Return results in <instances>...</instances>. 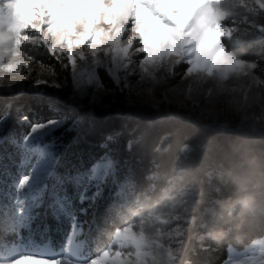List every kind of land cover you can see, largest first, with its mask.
I'll use <instances>...</instances> for the list:
<instances>
[{"label": "snow or ice", "instance_id": "6c2138e0", "mask_svg": "<svg viewBox=\"0 0 264 264\" xmlns=\"http://www.w3.org/2000/svg\"><path fill=\"white\" fill-rule=\"evenodd\" d=\"M257 46L264 48V0H0V96L24 87H63L32 76L33 65L57 75L54 65L37 58L43 52L72 74L85 109L72 115L51 105L53 114L35 122L23 106H16L13 120L11 100L0 109V137L10 122L27 125L19 144L12 132L5 137L22 148L21 167L31 166L14 182L32 202L20 208L16 223L26 226L31 208L47 193L50 223L65 217L71 229L57 250L47 242H12L8 233H19L11 224L0 231V264H214L212 256L221 249L225 256L215 264H264V239H256L243 259L228 258L234 241L247 245L250 237L264 236L256 199L264 186L243 171L245 165L255 168L253 146L264 141V54L247 55ZM82 64L90 68L87 81L77 75ZM126 77L140 86L135 99ZM170 91L181 92L183 115L161 111L171 102ZM118 93L127 94V110L113 113L115 99L103 98ZM97 109L123 122L105 134L104 147L129 122L133 131L142 128L126 147L135 154L147 146L148 167H122L106 153L86 172L70 170L49 186L50 145L38 141L65 125L66 132L75 131L86 118H93L94 129ZM109 184L113 195L106 198ZM101 202L106 207L98 213ZM217 207L229 217L246 214L245 228L233 234L231 223L217 224L224 215ZM90 209L93 215L82 219ZM97 217L105 223L119 218L126 226L102 229L104 247L89 245L81 255L73 236L88 224L89 237L96 239ZM210 225L224 228L222 243L210 242Z\"/></svg>", "mask_w": 264, "mask_h": 264}, {"label": "trees", "instance_id": "16d2710c", "mask_svg": "<svg viewBox=\"0 0 264 264\" xmlns=\"http://www.w3.org/2000/svg\"><path fill=\"white\" fill-rule=\"evenodd\" d=\"M262 54H264V48L257 46L253 48L247 55L248 58H257ZM37 58L43 61L45 64L54 65L58 78H63L64 75L68 82L67 73L64 71L60 72L57 65H55V62L47 55L41 52L38 54ZM48 69L53 71L52 68ZM103 78L106 80V82L108 81V79H105L106 77L103 76ZM59 83L63 84L64 82L61 80ZM67 91L68 86L64 88V94L62 96L59 95V92L53 90L51 95L40 94L39 96H36L30 93H22L19 95V97H15L11 100L13 103L11 117L14 120L15 116L17 115L15 110L16 106H23L24 111L34 122L52 115L53 113L49 112V107L51 105H55L60 112H68L72 115L80 114L85 109L69 103L67 98H65L69 96ZM113 99H115V102L111 104V110L113 113L127 110V107L124 103L125 97L120 93L116 94L115 97H106L103 99V101L104 103H110L113 101ZM8 101V99H0V109H2ZM145 111H151V109L145 108ZM91 119L93 118H86L84 122L78 126L79 128L76 129L75 132H65V129H59L47 135L45 138V142L57 141L61 144L60 146L53 148L57 156V164L54 169H52V179L49 186L55 182L57 177L63 176L70 170L73 172H86L96 162L100 161L106 153H109L111 158L115 162H118V164L122 167L132 166L137 171L144 170L148 167L151 157L149 155L147 146L139 147L135 154L128 152L126 147L128 140L132 139L134 136H138L142 131V128H136V130L133 131L135 124L129 122L128 127L123 129V134L118 137L115 142L108 144L107 147H104L105 134L115 130L118 131L122 128L123 122L115 115H113L111 118H106L105 113L99 109H97L96 116L94 118L96 122L94 129L90 128L89 126V120ZM26 131L27 125L16 126L14 123L10 122L5 130L4 136L0 141V189L2 192L6 191L8 195L12 194L15 188L14 182L21 176V174H19V169L21 168V163L23 160V151L21 147L9 144L5 137L9 132H12L19 144V142L23 141V136ZM113 187L114 186L109 184L104 188L106 198L110 195H113ZM115 187L118 189V185ZM71 191L72 189L69 188L70 193ZM47 201L48 196L44 202L35 207L32 213V216L35 218L33 220H29V222L27 221L26 226L17 223L16 232L19 233V236H16L13 233H8L12 242L17 243V241L20 240V242H22L24 245L28 244L30 241L41 243L47 242L57 250H59L61 245L66 242L65 237L70 233V221L65 217H61L55 221L54 225L50 223L52 218L47 211ZM105 207L106 205H103L101 202V204L97 206V212L103 213ZM222 211L224 210L217 207L216 212L218 214ZM92 215L93 212L90 209V216L82 219L87 220ZM225 218H229L226 211H224L223 219H220L219 215L216 217V223L219 225H225ZM235 218V223H231L233 234L239 233L248 223V218H246L242 224L240 223L239 216ZM95 224L98 225V227L93 229V235L96 237L95 240L97 249L103 248L107 239L106 236L100 235V231L102 229H111L121 225L125 226L124 222H109L106 224L103 220H100L99 217H97ZM237 224H239V227L236 226ZM85 225L88 226L89 231V225ZM46 227L47 231H45ZM221 229L224 230L223 227H212L210 225L212 236L209 237V240L211 243L220 244L223 242L225 237L217 240H213L212 238L213 234L221 231ZM0 231H4V229L0 228ZM262 237L264 236L259 234L250 237V242L247 245ZM4 242L5 241L3 239H0V244ZM247 245L234 241L233 249L239 250L246 247ZM224 256L225 253L223 249L215 252L212 256L214 264L218 259ZM188 264H191V262L189 261Z\"/></svg>", "mask_w": 264, "mask_h": 264}, {"label": "rangeland", "instance_id": "374dc122", "mask_svg": "<svg viewBox=\"0 0 264 264\" xmlns=\"http://www.w3.org/2000/svg\"><path fill=\"white\" fill-rule=\"evenodd\" d=\"M57 67L59 68L58 65H57ZM24 71L27 72V70H24ZM59 71L60 72L64 71L67 73L68 82H67V78H65L64 75H63V78H58V75H55V76L52 75L51 69L41 68L39 65H33V68H32V76L33 77H38V78L43 79V80H49L53 83H59L62 80L64 82L63 87L56 88V87H53L51 85H49V86L41 85L39 87H24V88H21L18 92H14L11 97L0 96V99L1 100H3V99L4 100L5 99L12 100L15 97H19V95L22 93H24V94L30 93V94H33L36 96L37 95L39 96L40 94L51 95L52 90L59 92V95L62 96L64 94V88L66 86H68L67 94L69 96L65 97V98H67V101H69V103H71L72 105L79 106L80 105V98L77 97L75 94V85L73 83L72 74L70 72L65 71L63 69H60V68H59ZM89 71H90L89 66L87 64H82L77 75H78V77H80V79L82 81H87ZM120 71H122V70H120ZM97 74L99 76L106 77L105 79H108L107 75L102 70L98 69ZM17 79L19 80V77ZM125 79H127L133 85V91L131 93V96L133 99H135L136 98V92L139 91L140 86L138 85L135 78H133V77H126ZM177 79H179V77H177ZM105 82H106V80H105ZM28 83H29V81H24L25 85H27ZM106 83H108L109 86H111V82L109 80ZM171 86L175 87V84L173 83ZM122 95L125 97L124 103L126 105V100L128 98L127 94L125 93ZM168 95H169L171 102L162 104L161 105V111L165 112V113L171 112V113L176 114V115H183L185 113L186 109L181 108L179 105V100L181 99V92L177 91V92L173 93L170 91L168 93ZM106 97H112V96H105L104 98H106ZM156 97L158 100L162 99V92L157 91ZM86 100H87V98H85V101H84L85 103H86ZM65 127H67V125H65ZM65 127H62L60 129H65ZM57 130H59V129H57ZM49 134H51V133H49ZM49 134H47V135H49ZM47 135L41 137L40 140L38 141V143L41 146H43L45 144L50 145V152L52 154L51 155V159H52L51 171H52V169H54V167L57 164V158H56L57 156H56L53 148H56V147L60 146L61 144H60V142H57V141L45 142L44 140L47 137ZM1 139H2V137H0V141H1ZM30 171H31V166L27 165V166L21 167L19 169V174H22L23 172H30ZM51 179H52V175L47 178V180L45 181L46 184L50 185ZM27 195L28 194H27L26 188L25 189H17L15 187L11 195H8L6 193V191L2 192L0 189V228L1 229H5L11 224H15L17 226L16 222L18 221L19 217L23 215V213L20 212V208L24 207L25 209H29V206L32 203L30 200H27ZM46 198H47V193H45L44 196L42 197V202H44ZM21 199H24L26 201L22 205L18 202ZM35 207H37V206H35ZM35 207H32L30 210V219L29 220H31V219L33 220L35 218L34 216H32V213H33V210L35 209ZM29 220H28V222H29ZM114 222H117V223L124 222L125 223L124 220H121L119 218H117ZM125 226H126V223H125ZM69 229H70V227H69ZM70 231H71V229H70ZM260 239H264V237H262ZM17 243L23 244L22 242H20V240H18ZM66 243L67 242H65L64 244H66ZM254 243H255V241L252 242L251 244L247 245L246 247L239 249V250L232 249L228 254V258L231 259L232 261L243 259L246 255L249 254L248 248L251 247V245ZM73 244L80 246L79 247V254H81V255H87L88 254L89 245H93L94 247L97 245L96 240L91 239L89 237V231H88L87 225L83 226V232L82 233H76L73 236ZM2 255H3V253H2V251H0V256H2Z\"/></svg>", "mask_w": 264, "mask_h": 264}, {"label": "clouds", "instance_id": "9594fccd", "mask_svg": "<svg viewBox=\"0 0 264 264\" xmlns=\"http://www.w3.org/2000/svg\"><path fill=\"white\" fill-rule=\"evenodd\" d=\"M252 155L255 157L257 163L255 168L248 169L247 165L243 169L246 175L253 177L254 182H259L262 186H264V141L257 140L255 145L253 146V153ZM257 195V213L264 214V188L258 190ZM247 218L246 214H241L239 216L240 223H244V220ZM235 217L225 218L224 223H235ZM239 227V224L236 225ZM227 233L221 229V231L213 234V240H217V238H224L226 237Z\"/></svg>", "mask_w": 264, "mask_h": 264}]
</instances>
